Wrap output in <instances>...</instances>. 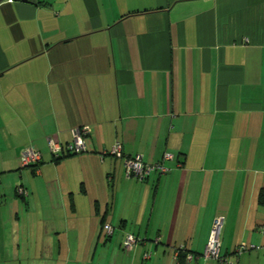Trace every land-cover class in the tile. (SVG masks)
Segmentation results:
<instances>
[{"label":"crops","instance_id":"obj_1","mask_svg":"<svg viewBox=\"0 0 264 264\" xmlns=\"http://www.w3.org/2000/svg\"><path fill=\"white\" fill-rule=\"evenodd\" d=\"M116 141L170 170L126 177ZM262 193L264 0L0 2V264H264Z\"/></svg>","mask_w":264,"mask_h":264},{"label":"built area","instance_id":"obj_2","mask_svg":"<svg viewBox=\"0 0 264 264\" xmlns=\"http://www.w3.org/2000/svg\"><path fill=\"white\" fill-rule=\"evenodd\" d=\"M12 1V0H8ZM90 128L88 126H81L73 129L72 131V140L66 142L64 144H59L53 139H48V146L55 155H61L65 153H75L80 154L87 151L85 144V137L89 134ZM115 158L121 159L123 161L125 176L126 177H134L137 180H144L151 172H157L159 174L166 173L170 170V168L165 164L166 160L172 159V154L166 152L163 154V160L161 162L156 163H146L140 157L134 156L129 157L124 155L122 145L119 141L114 142L108 151ZM41 158L40 151L33 147L27 146L20 153V164L22 166H28L32 164H36ZM16 193L18 195H27V190L22 186H18L16 188ZM223 224V217L217 216L214 218L208 240L206 242L204 251L199 255L201 258L207 259H216L221 260L219 256V246H220V232ZM105 231L110 234L112 233L113 227L110 223H106L103 225ZM137 238L132 234H126L123 239V247L126 250L132 249L135 245ZM243 248L241 245L237 252L239 253ZM149 253L146 252L144 254V258L149 257ZM190 259L193 257L192 255L188 256ZM225 264H232L228 260H224Z\"/></svg>","mask_w":264,"mask_h":264},{"label":"trees","instance_id":"obj_3","mask_svg":"<svg viewBox=\"0 0 264 264\" xmlns=\"http://www.w3.org/2000/svg\"><path fill=\"white\" fill-rule=\"evenodd\" d=\"M89 133H90V132H89ZM71 140H72V139H71ZM40 153H41V152H40ZM65 154H66V155H75V153H65ZM62 155H64V154L57 155V156H62ZM40 160H41V158H40ZM40 160H39V161H40ZM39 161H38L36 164H32V165H28V166H22V165H21V166H22L23 168H24V167H25V168L28 167V168H34V169H35L36 166L38 165ZM124 170H125V169H124ZM18 186H22V185H17V187H18ZM17 187H16V188H17ZM22 187H23V186H22ZM23 188L26 189L25 187H23ZM15 190H16V189H15ZM19 196H23V197H24V196H26V195L21 194V195H19ZM262 196H264V193H262ZM112 231H113V230H112ZM110 234H111V233H110ZM110 234H109V235H110ZM122 247H123V241H122ZM123 248H124V247H123Z\"/></svg>","mask_w":264,"mask_h":264},{"label":"water","instance_id":"obj_4","mask_svg":"<svg viewBox=\"0 0 264 264\" xmlns=\"http://www.w3.org/2000/svg\"><path fill=\"white\" fill-rule=\"evenodd\" d=\"M3 0H0V2H2ZM23 1H26V0H23Z\"/></svg>","mask_w":264,"mask_h":264}]
</instances>
